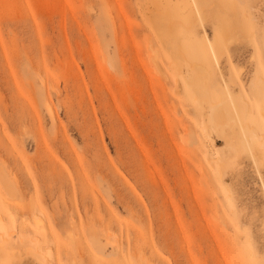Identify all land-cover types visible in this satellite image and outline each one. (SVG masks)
<instances>
[{
    "label": "rangeland",
    "instance_id": "rangeland-1",
    "mask_svg": "<svg viewBox=\"0 0 264 264\" xmlns=\"http://www.w3.org/2000/svg\"><path fill=\"white\" fill-rule=\"evenodd\" d=\"M249 129L264 0H0L5 264H264Z\"/></svg>",
    "mask_w": 264,
    "mask_h": 264
},
{
    "label": "bare ground",
    "instance_id": "bare-ground-1",
    "mask_svg": "<svg viewBox=\"0 0 264 264\" xmlns=\"http://www.w3.org/2000/svg\"><path fill=\"white\" fill-rule=\"evenodd\" d=\"M259 81H260V79L258 80V82ZM220 108H221V112L227 116L228 115V109L226 107H223V106H221ZM226 119L230 120L231 122H236V117L234 114L230 117L227 116ZM212 122L215 126H217V124L214 120H212ZM244 142L252 144L254 146V148L258 150L260 155H262V156L264 155V142L263 141L259 142V139L256 137V135L254 134V132L251 129L243 131L242 136H241V140L237 143V146H235L233 143H231V147H232V149L237 150V147H243L244 146ZM69 237H71V236H69ZM31 253L34 254L32 251H31ZM7 256H8V253L5 250V247L0 244V264L6 263Z\"/></svg>",
    "mask_w": 264,
    "mask_h": 264
}]
</instances>
